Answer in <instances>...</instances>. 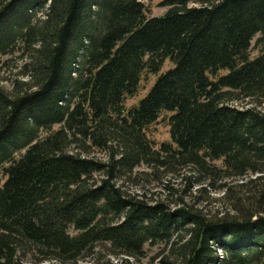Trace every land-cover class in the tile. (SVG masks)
<instances>
[{
  "label": "trees",
  "instance_id": "16d2710c",
  "mask_svg": "<svg viewBox=\"0 0 264 264\" xmlns=\"http://www.w3.org/2000/svg\"><path fill=\"white\" fill-rule=\"evenodd\" d=\"M163 6L0 0V64L19 54L24 78L0 87V264H79L99 244L137 259L157 243L167 264H264V0ZM146 72L155 84L127 109ZM164 113L171 143L157 149L146 131ZM141 167L189 169L235 214L129 194L120 182Z\"/></svg>",
  "mask_w": 264,
  "mask_h": 264
},
{
  "label": "rangeland",
  "instance_id": "374dc122",
  "mask_svg": "<svg viewBox=\"0 0 264 264\" xmlns=\"http://www.w3.org/2000/svg\"><path fill=\"white\" fill-rule=\"evenodd\" d=\"M142 1L148 7L149 15L151 17L164 16L169 10L168 7L163 6L166 0ZM45 15L46 10L39 11L37 12V19H43ZM259 38L260 36H258L253 42V58L257 57L261 52V48L256 45ZM19 57V54L15 55L14 57H4L2 59V63L0 64V87L6 89L7 91H10L17 81L24 80V78L21 76L23 72V61H21ZM170 68H172V64L170 62H166L161 73L168 71ZM156 80L157 76L146 72L137 95L127 99V109L137 106L139 102L148 95ZM170 117L171 114H162L159 121L146 131L147 138L155 145L157 149H159L163 144L171 143ZM77 147L78 145H74L71 149L76 150ZM109 156V152L104 153L97 149L93 151L92 155L93 158L104 162L108 160ZM254 177L255 176H248L243 180H239L235 184L240 186L242 184L248 183ZM0 179H2L1 175ZM97 179H99V177ZM196 179L197 175L192 173V171L189 169L174 174H168L166 172L153 174L146 167H141L135 171L133 176H127L123 178L120 183L125 187V190L129 194L140 197L145 196V199L151 201H163L169 196L171 209L178 208L179 205L176 204V202H179L182 198L186 202L187 206L194 205L196 208L203 210L210 216L217 215L221 217L225 214H235V203H232L229 200H222L224 196L223 190L215 191L213 189H207V191L203 192L202 194L196 193L200 188L196 184ZM221 183H219L217 186L220 187L225 183H227V185H231V181L224 182L223 184ZM171 189L174 190L173 197L172 195H169L172 192ZM232 196L233 198L236 197L237 199L241 200L246 199V193L240 189L235 190ZM170 249V244H148L143 255L137 259H133L124 256H114L112 249L108 244H99L95 248L94 252L79 262V264H167L170 260ZM219 254L223 255L222 252H219ZM23 258L27 263L36 261V259H38L36 254H29L28 256L23 255Z\"/></svg>",
  "mask_w": 264,
  "mask_h": 264
}]
</instances>
